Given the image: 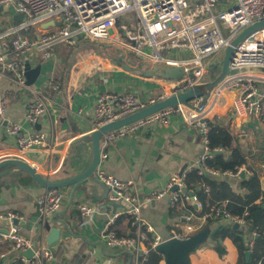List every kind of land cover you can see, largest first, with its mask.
Returning <instances> with one entry per match:
<instances>
[{
    "label": "crops",
    "instance_id": "0c3cea01",
    "mask_svg": "<svg viewBox=\"0 0 264 264\" xmlns=\"http://www.w3.org/2000/svg\"><path fill=\"white\" fill-rule=\"evenodd\" d=\"M22 20L23 17L12 7L0 6V34L13 32L11 35H16L14 31ZM55 28L57 27L39 29L32 26L26 32L32 31L37 38L44 32H53ZM7 37L2 41L5 46L9 43ZM82 41L89 42L84 38L73 44L66 42L71 49L65 56L63 47H59L61 43L42 52L32 51L26 60L32 67L39 65L41 71L34 85L28 86L30 89L21 88L8 79L0 80V98L6 108L5 117L0 119V161H26L49 181L70 178L75 175L69 167L75 160L80 142L85 141L95 130L94 107L99 94L109 92L121 95L130 92L140 101H146L150 95L156 96L163 92L172 81L157 75L162 73L159 67L172 66L149 61L148 67L141 69L133 58L123 54L114 57L85 53L79 44ZM122 63L128 68H124ZM154 67L159 70L153 72ZM147 73L151 75L148 76ZM250 76L255 77L257 88L264 91V75ZM39 79L40 83L36 84ZM33 90L45 97V112L36 124L26 120L29 103L34 97ZM235 97L234 91H223L217 97L210 96L207 103L209 119L217 117L221 124L229 128L235 144L246 156L247 165L244 167L243 177L240 174H231L217 179L226 180L234 192L242 193L239 188L241 179L255 172L260 180L261 199H264V101L260 104L257 116L241 117L234 114ZM4 119L8 123L20 125L27 135L37 131L45 133L46 144L21 151L16 138L6 132V126L2 124ZM36 125L40 128H36ZM101 148L107 151L101 154L98 168L122 181L134 182V191L143 202L141 216L155 231L149 235H157L160 243L179 234L184 236L183 206H169V191L159 198L152 195L154 192L166 190L161 187L159 180L183 172L202 155L203 147L196 128L188 125L179 114H173L169 116L166 124L155 123L149 128L110 142L102 138ZM86 154L85 166L91 160L90 146ZM7 169L10 167H5L0 172ZM66 170L70 172L69 176L64 175ZM17 172L14 170L0 178V212L9 210L17 213L22 217L18 222L20 234L33 244L40 240L37 247L46 248L47 231L39 224L41 218L36 217V204L47 190L34 182L29 185L20 184V175ZM71 190L72 186L61 189L64 201L59 215L55 217L58 223L53 226L63 230L60 224L63 221L72 232H83L89 241H100L104 245V230L108 226L118 230L122 236L135 235V228L122 213V206L108 202L109 192L101 183L90 179L81 183L69 205ZM82 206L92 207L95 212L89 216H81L79 208ZM79 225L83 227L76 231L75 227ZM226 226H230L226 221H214L207 228L209 242L202 243L187 256L188 264H237L238 252L232 241L228 238L217 241L212 239V234L217 229ZM7 228L6 223H0L1 232L4 233ZM237 229L242 230L244 242L252 245L253 236L248 233L247 227ZM146 240L143 246L147 249ZM94 250L91 255L84 250V246L77 245L73 240L64 253H53L48 264H131L130 253L126 249L105 245V256L100 253L99 245ZM20 256H23L22 252L13 249L10 243L0 240V264H18ZM161 264H164V258Z\"/></svg>",
    "mask_w": 264,
    "mask_h": 264
},
{
    "label": "built area",
    "instance_id": "2783aa9c",
    "mask_svg": "<svg viewBox=\"0 0 264 264\" xmlns=\"http://www.w3.org/2000/svg\"><path fill=\"white\" fill-rule=\"evenodd\" d=\"M0 6L12 7L23 17L20 26L14 31L16 35L10 48L3 45L2 41L13 32L0 34V80L8 79L21 88L30 89L25 84L24 61L32 51L42 52L62 41L73 44L81 38L88 41H109V34L113 33L114 27L118 25L119 16L130 10H135L139 15L145 35L136 37L127 34L129 42L118 44L130 53L155 64L183 70L181 79L170 81L169 87H165L163 92L156 96L150 95L146 101H140L130 92L121 95L109 92L99 94L94 107L95 129L207 82L205 78L209 73L208 64L204 63V60L224 51L243 29L264 20V0H0ZM49 21L60 25L51 33L44 32L35 41H30L22 34L32 26L41 29V24ZM138 38L144 39L143 50L140 44L137 45ZM184 53L189 55L182 56ZM191 63L193 68L189 69ZM230 67H264V27L257 28L244 37L234 52ZM250 75L228 78L210 96L217 97L223 91H234V114L241 117L257 116L260 104L264 101V91L257 88L255 77ZM32 95L34 97L29 103L26 120L36 124L45 112V97L34 90ZM203 99L204 97L196 98L184 105L164 108L104 136L105 140L110 142L149 128L155 123L166 124L169 116L173 114H179L188 125L196 128L203 147L202 155L194 165L172 175L165 191L154 192L152 195L159 198L169 191V206L172 208L181 203L185 209L182 216L185 235L175 237L178 239L198 233L208 219L226 221L229 225L237 224L238 227L246 226L247 212L241 216L232 215L227 210V202L210 207L201 216L186 208L188 205H194L197 210L201 208L194 193L186 187L185 178L192 169L212 178L231 175L229 172L220 173L205 165V160L210 158L212 153L208 146V100ZM5 114V104L0 98V118H4ZM6 132L16 138L21 151H28L47 142L45 133L37 131L27 135L20 125L11 122L7 124ZM244 167L241 166L235 176L243 173ZM94 176L108 190V202L121 205L122 213L132 218L135 228V235L131 237L117 236L109 230V226L106 227L105 245L128 250L131 264H140V260L148 253V249L143 246L146 233L154 234L155 231L141 216L143 202L134 191V182L122 181L99 168ZM174 185L178 190L171 192L170 188ZM203 188L208 192V187L203 185ZM63 201L61 190H47L38 200L40 220H50L60 211ZM94 212L89 206L79 208L81 216H89ZM21 219L22 217L14 211L0 212V223L8 225L4 233L0 231V240L10 243L13 249L20 252L32 250L33 256L30 259L19 257L21 264H48L52 260V252L48 248L34 246L31 240L20 234L18 222ZM111 222L112 220L109 221ZM153 237L152 247L155 248L160 239L157 235Z\"/></svg>",
    "mask_w": 264,
    "mask_h": 264
},
{
    "label": "water",
    "instance_id": "95a60500",
    "mask_svg": "<svg viewBox=\"0 0 264 264\" xmlns=\"http://www.w3.org/2000/svg\"><path fill=\"white\" fill-rule=\"evenodd\" d=\"M22 18V16L20 15ZM117 23V22H116ZM59 23H53L52 21L45 22L41 24V29H47L48 27H59ZM264 27V20L257 21L253 23L252 25L246 27L243 29L230 43L229 46L225 48L223 51V55L217 59H215L212 63L207 65V70L209 73L214 72L215 70H218L219 73L217 76L210 81H207L203 84L196 85L189 89L186 92L180 93L178 95L170 96L162 101L156 102L152 105H149L148 107H145L135 113H132L126 117H123L121 119L106 123L98 128H96L91 135L86 138L85 141L80 142L79 150L76 152L75 160L70 165L69 170L71 172H75V175L61 180V181H49L48 179L44 178L40 174L37 173L36 168L27 163L26 161H23L21 159H4L0 161V170L5 167H10V169L4 170L0 172V178L4 177L5 175L9 174L10 172L17 170L20 172L27 173L32 181L46 189H57L61 190L65 187L72 186L71 194H70V200L69 205L72 201L74 192L76 189L81 185V183L85 182L87 179L93 180L94 182H98L95 178L94 174L96 169L99 167L100 157L101 154L106 153V149L101 148V139L104 138V136L111 132L112 130H115L117 128H120L122 126H125L127 124H130L132 122H135L139 119L145 118L149 116L150 114H153L155 112H158L164 108L168 107H174L178 104L184 105L188 101H191L196 98L204 97V100L207 101L210 97L211 93L219 88L225 80L228 78L237 76V75H244V74H259L264 75V67H245V68H239V69H232L230 67V63L232 61L234 52L239 45V43L246 37L249 33L254 31L257 28ZM120 51V50H119ZM121 52V51H120ZM117 62L122 61L120 58L116 60ZM124 68H128V66L124 63H122ZM162 70V73H158L157 75L166 79H172V80H179L183 77V70L178 67H165L160 68ZM158 67L153 68V72L159 70ZM41 67L39 65L32 67L30 62L28 60L24 61V77H25V84L27 86L34 85L35 81L37 80L38 76L40 75ZM148 76L151 75V73H147ZM1 119V118H0ZM2 124L4 126H7L8 121L6 119L2 120ZM36 128H40L39 125H36ZM90 146V152H91V160L89 161L88 165L85 166V160L87 157V150ZM64 175L69 176L70 172L67 170L63 172ZM240 176L243 177V173H240ZM170 176L166 177L165 179L159 180L161 187L165 190L166 183L169 181ZM177 186H173L170 188L171 192L177 191ZM184 192H186V189H182ZM188 193V192H187ZM68 205V206H69ZM196 208V207H195ZM36 217H40V211H39V204H36ZM59 215V213H56L50 220L42 222L39 220V224H41L43 229H46L47 236L45 238V244L46 248H48L52 254L56 252H63L65 249L67 250V247L71 245L72 241L75 240V243L79 246H84V250L89 252L91 255L95 252L94 248L99 245L101 247L100 253L105 254V245L103 242H92L88 240V237L84 235V233L79 232L75 233L72 232L67 224L65 222H60V224L63 227V230H61L58 227H55L53 225H56L58 221L55 219V217ZM81 224V223H79ZM82 225H79L75 227V230H81ZM238 225L234 224L233 229H237ZM65 231V232H64ZM208 230L207 228L202 229L196 234H193L185 239H178V238H171L166 241H163L159 243L154 250L160 253L164 258V264H188L187 256L195 251V249L204 243L208 238ZM40 244V240L37 241V243L34 244V246H38ZM75 249V248H74ZM99 254V253H97ZM22 255L30 259L33 256V252L31 249H27L22 252ZM250 257V251L245 252V261L247 262Z\"/></svg>",
    "mask_w": 264,
    "mask_h": 264
},
{
    "label": "trees",
    "instance_id": "16d2710c",
    "mask_svg": "<svg viewBox=\"0 0 264 264\" xmlns=\"http://www.w3.org/2000/svg\"><path fill=\"white\" fill-rule=\"evenodd\" d=\"M28 33L29 32H22L24 35ZM30 33L31 39H29L35 41L36 37L33 35V32L31 31ZM14 37L15 35L7 37L9 41L7 45L9 48ZM82 42L79 44H81L82 50H84L85 53L105 55L109 51L108 45L91 41L88 43H84L86 41ZM218 73V70L208 73L205 80H213ZM208 124V146L211 149L212 155L205 160V165L220 173L229 172L232 175H236L241 166L247 165L245 154L240 147L235 144V138L230 133L229 128L221 124L217 117H213L211 120L209 119ZM217 149H221V151H217ZM17 173L20 175V178H18L20 184L29 185L33 183L27 173L20 171ZM185 182L186 187L194 193L198 203L201 205V208L198 210L194 205H188L186 208L190 209L198 216L205 214L210 207L222 202H227V210L232 215L241 216L245 211L247 212L245 216L246 227L248 233H251L253 236L252 245H249V243L246 244L243 239L242 230L233 229L232 225L217 229L212 234V239L214 241L225 238L230 239L238 252L237 264H264V199H261L262 192L258 174L251 172L246 178L244 177L241 179L239 188L242 190V193L234 192L226 180H218L217 178H212L205 174H199L197 169H192L186 175ZM203 185L208 187V192L204 191ZM177 205L182 206L181 203ZM125 217L132 223V218L130 216L125 215ZM214 221L217 220L208 219L202 229L213 225ZM109 230L114 232L117 236H122V234L114 228H109ZM131 234H133V230ZM178 236L181 235L179 234ZM146 238L148 253L140 260V264H161L163 256L152 247L154 237L147 233ZM246 251H250V257L247 262L245 261Z\"/></svg>",
    "mask_w": 264,
    "mask_h": 264
},
{
    "label": "rangeland",
    "instance_id": "374dc122",
    "mask_svg": "<svg viewBox=\"0 0 264 264\" xmlns=\"http://www.w3.org/2000/svg\"><path fill=\"white\" fill-rule=\"evenodd\" d=\"M118 25H116V27H114L113 33L111 32L109 34V38H111L109 41H91V42H98V44H104V45H108L109 47V51L107 52V56H118L120 54L125 55L126 57L130 56L131 58H133L136 62V65L141 68L144 69L146 67H148L149 65V61L146 58L140 57L138 55H135L133 53H130L129 51H127V49L123 46H120L118 43H128V38H127V34L132 35V36H136L139 37L140 35H145V32L143 30L142 27V23L140 21L139 15L137 14V12L135 10H130V11H126L124 13H122L119 18H118ZM223 34L225 35V32L223 31ZM26 37L29 39H31V33L29 32ZM29 39V40H30ZM31 41V40H30ZM61 43V44H60ZM60 44V45H59ZM140 44V48L143 50L144 49V39L143 38H138L137 41V45ZM55 45H59V47H63V55L65 56L67 53L70 52V45L66 44V42L62 41L59 42ZM121 52H120V51ZM223 55V51H219L213 55H211L210 57L206 58L204 60V63L206 62L207 64L212 63L215 59L221 57ZM193 68V64H189V69ZM40 83V79L37 81L36 84ZM209 242V240L207 239V241H205V243Z\"/></svg>",
    "mask_w": 264,
    "mask_h": 264
}]
</instances>
